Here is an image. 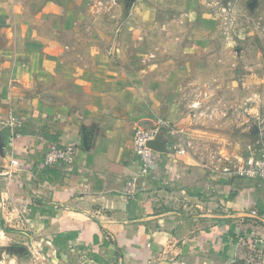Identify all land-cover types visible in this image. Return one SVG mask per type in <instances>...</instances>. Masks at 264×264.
I'll use <instances>...</instances> for the list:
<instances>
[{
	"label": "crops",
	"instance_id": "crops-1",
	"mask_svg": "<svg viewBox=\"0 0 264 264\" xmlns=\"http://www.w3.org/2000/svg\"><path fill=\"white\" fill-rule=\"evenodd\" d=\"M233 6L264 36V0H0V264H264V223L250 216L264 211V181L223 173L240 157L226 108L171 112L181 85L237 91V61L193 56L207 36L223 42ZM240 33L255 30L228 46ZM9 114L23 122L16 139ZM163 114L184 142L163 134L127 196L134 130ZM52 143L74 146L73 165H40Z\"/></svg>",
	"mask_w": 264,
	"mask_h": 264
},
{
	"label": "rangeland",
	"instance_id": "rangeland-1",
	"mask_svg": "<svg viewBox=\"0 0 264 264\" xmlns=\"http://www.w3.org/2000/svg\"><path fill=\"white\" fill-rule=\"evenodd\" d=\"M246 10L244 7L239 8L238 6H233V8L231 7V11L229 10L230 12L223 13V17L226 16L225 20L221 19L218 21V24L223 25V27L226 29V31H224L226 34L222 33L223 42L216 38L207 36L205 38L206 42H204L206 50L201 53H193V56L196 59H201L202 61L208 63L219 59L224 61H237L239 68L237 70L233 69L232 72L231 69H229L226 73V77L228 78L226 83L229 82L232 73L233 76L236 75L238 78V84L232 86L233 91L237 89V91L233 92L235 94L230 97L228 95L227 99L224 93L230 92V88L224 91L220 87L221 93L214 92L211 91V89L215 85L211 83L204 85V87L198 85L192 86L190 87L192 88L191 91L187 90L188 92L186 91V88L181 85L179 90L186 93V95L183 96L185 99L179 102H174V104L178 103V106L174 107L177 108L176 110L171 111L173 114H175V116H178V120L186 119V102L189 101L192 103V99L196 96V94H198L196 92V94L192 95V92L196 90L206 92L205 94L207 97L204 98L203 103H201L202 106H205L206 110L212 112L210 107L218 104L223 108H226V111H224L225 113L227 112V115L223 118L222 116L219 118V120L222 118L220 125L223 126V128H226V130H228L233 134L234 137L238 139L240 144L239 159L247 157L252 152H256V150H258V148L264 144V69H261L262 63L264 64V36L261 30L263 23L262 19L260 18H258V20L255 22H249V18H246V16L243 15L245 12H247ZM248 27H252L255 30L254 35L246 36V34L243 33L241 35L240 33L238 36H233L234 45L229 44L228 46L227 40L230 41L229 36L231 35L232 31H236V29H242L243 32H245V30H248ZM202 39L203 38H201V41ZM195 41H198V38H196ZM224 42L225 45L223 46ZM175 54L176 59H179L178 54L181 56V53ZM191 57L192 56L186 53V58ZM253 66L255 69H248ZM225 86L230 87V85H224V87ZM205 94L201 96H204ZM211 94H214V97L216 95V97L222 98L223 101L218 103L217 100H212L213 96ZM188 98H190V100H188ZM231 113L233 114V118L231 117ZM159 118L165 119L166 114L159 116ZM205 118L210 119V117ZM194 119H196V117ZM179 122L180 121H177V124H179ZM171 124H173L175 128H178L176 123L171 122ZM177 137H179V133ZM178 139L179 141L176 142L181 143L182 145L184 142L183 138L179 137Z\"/></svg>",
	"mask_w": 264,
	"mask_h": 264
},
{
	"label": "built area",
	"instance_id": "built-area-1",
	"mask_svg": "<svg viewBox=\"0 0 264 264\" xmlns=\"http://www.w3.org/2000/svg\"><path fill=\"white\" fill-rule=\"evenodd\" d=\"M191 108L197 111L200 115L201 103L194 101L191 103ZM7 127L11 130V138L21 136L23 122L13 114L7 117ZM176 137L179 130L170 122L163 118H156L154 124L147 128H137L132 136V151L136 156L137 171L126 181L124 192L127 196H132L136 192L138 179L148 176L153 168L155 152L149 147V144L156 141H163L165 145L167 141L162 139L163 134ZM166 136V135H165ZM75 157V148L71 145L60 146L52 143L45 151L40 165L42 167H50L57 163L73 165ZM223 173L231 178L239 179H258L264 181V144H262L256 152L250 153L247 157L237 159L235 163H227L222 169ZM250 216L264 223V211L252 210ZM23 223V219H19ZM264 247V238L259 240Z\"/></svg>",
	"mask_w": 264,
	"mask_h": 264
},
{
	"label": "water",
	"instance_id": "water-1",
	"mask_svg": "<svg viewBox=\"0 0 264 264\" xmlns=\"http://www.w3.org/2000/svg\"><path fill=\"white\" fill-rule=\"evenodd\" d=\"M2 145V143L0 144ZM165 142L163 141H156L149 144V147L155 152V153H162L164 150ZM24 249L20 246H13L11 247V252H22Z\"/></svg>",
	"mask_w": 264,
	"mask_h": 264
}]
</instances>
